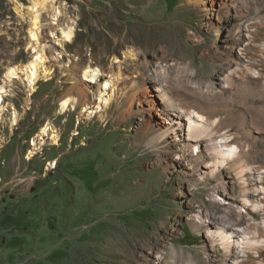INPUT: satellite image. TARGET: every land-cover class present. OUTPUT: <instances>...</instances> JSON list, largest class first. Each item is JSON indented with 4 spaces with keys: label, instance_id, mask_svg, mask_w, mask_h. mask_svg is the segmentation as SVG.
I'll return each mask as SVG.
<instances>
[{
    "label": "rangeland",
    "instance_id": "obj_1",
    "mask_svg": "<svg viewBox=\"0 0 264 264\" xmlns=\"http://www.w3.org/2000/svg\"><path fill=\"white\" fill-rule=\"evenodd\" d=\"M39 1V41L53 74L38 81L31 101L19 79L5 98L0 264H234L236 256L239 264H264V237L247 239L260 246L254 254L239 248L233 257L199 225L208 215L240 231L253 221L264 227L261 211L233 204L241 192L235 173L226 167L211 177L204 157L183 148V126L181 141L172 133L158 140L169 101L193 94L226 105L236 118L231 132L242 124L255 135L250 115L264 111V0H55L57 20ZM32 6L0 0V81L8 66L32 56ZM66 26L74 36L62 66L52 56ZM88 63L108 73L113 98L91 119L80 106L59 113L60 99L75 94L71 70ZM86 85L91 103L97 85ZM11 106L19 113L13 126ZM48 121L59 145L48 142L26 159ZM257 145L264 153V133ZM8 216L13 225L4 227Z\"/></svg>",
    "mask_w": 264,
    "mask_h": 264
},
{
    "label": "bare ground",
    "instance_id": "obj_2",
    "mask_svg": "<svg viewBox=\"0 0 264 264\" xmlns=\"http://www.w3.org/2000/svg\"><path fill=\"white\" fill-rule=\"evenodd\" d=\"M32 1V9L28 11L31 16L28 36L32 56L26 63L11 65L6 68L3 79L0 81V117L6 111L7 106L10 105L5 103V98L10 94V87L16 79L25 84L27 101L29 102L32 94L37 90L38 81L41 78L48 80L53 74L52 68L48 66V62L51 60L39 41L41 24L38 8L42 6L43 2L39 0ZM44 2L50 4L53 18L57 20L62 10L56 5V1L44 0ZM59 30L61 34L56 38V42L60 45V49L54 51L52 57L62 65L66 54L64 45L73 39L74 28L66 26L61 27ZM65 71L69 72L70 70L65 68ZM72 71V83L74 84L72 90L75 94H67L60 99L59 113L73 111L80 106V114L84 119H91L98 112H101L103 107L113 98L112 81L108 78V73L104 72L98 65L88 63L80 70ZM138 77L139 80L131 79V86L140 82L142 76L139 75ZM86 83L97 85V88L93 90L94 101L91 103H87L85 100L87 92L90 91ZM158 90H162L163 97L169 99L166 90L163 91L161 87ZM135 94L131 93L128 97L134 99ZM227 109L226 105L220 106V104L211 103L196 94H193V98L185 103L173 104L169 101L168 110L171 115L169 114L166 119L164 130L160 133L158 140L161 141L168 137L169 133H172L175 140L181 141L182 138L179 139L178 136L180 135L176 130L182 131L184 127L186 139L183 148L185 151L189 150L191 157L196 158L194 156L196 154L197 159L203 156L204 159H202L206 166H211V177H220L221 171L226 167L233 171L237 177V183L241 187L240 197L234 198L233 204L237 207H246L251 211H261L264 216V153L257 148V139L264 133V111L263 114L254 115L250 113L249 128L255 134L252 137L245 131L242 124H240L239 132H231L233 121L236 118ZM11 110V125L13 126L19 119V113L13 106H11ZM155 139L157 140L156 137ZM59 141L60 134L58 130L51 121L46 122L36 136L31 139L30 150L26 159L30 160L48 142L57 146ZM203 144H205V148L200 150ZM195 150L198 153H193ZM185 153L183 152L182 155H185ZM50 165L53 166L51 162ZM210 216L212 217V214ZM207 218H209L208 215L201 218L199 225H204L213 242L222 246L227 255L234 257L236 250L240 248V251L245 253L242 256H249L254 249L260 247L254 243L248 244L247 239L264 237L263 225L254 221L249 222L243 231H240L233 229L231 225L222 224L217 218L214 222L207 220ZM258 252L259 250L256 251V253ZM236 257L237 260L234 261V264H239L238 256Z\"/></svg>",
    "mask_w": 264,
    "mask_h": 264
},
{
    "label": "trees",
    "instance_id": "obj_3",
    "mask_svg": "<svg viewBox=\"0 0 264 264\" xmlns=\"http://www.w3.org/2000/svg\"><path fill=\"white\" fill-rule=\"evenodd\" d=\"M7 220H8V223H6L7 222ZM14 220V218L13 217H11V216H8L7 217V219L5 220L6 222V224H3V226L4 227H8V226H11V225H13V223H10V221H13Z\"/></svg>",
    "mask_w": 264,
    "mask_h": 264
},
{
    "label": "crops",
    "instance_id": "obj_4",
    "mask_svg": "<svg viewBox=\"0 0 264 264\" xmlns=\"http://www.w3.org/2000/svg\"><path fill=\"white\" fill-rule=\"evenodd\" d=\"M0 172H1L2 174H4V173H3V167H2V169L0 168Z\"/></svg>",
    "mask_w": 264,
    "mask_h": 264
}]
</instances>
